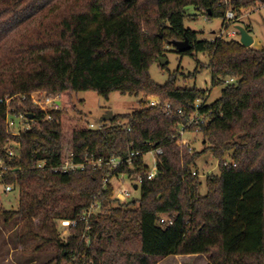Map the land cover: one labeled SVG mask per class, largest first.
Instances as JSON below:
<instances>
[{
  "label": "trees",
  "instance_id": "obj_1",
  "mask_svg": "<svg viewBox=\"0 0 264 264\" xmlns=\"http://www.w3.org/2000/svg\"><path fill=\"white\" fill-rule=\"evenodd\" d=\"M261 2L0 0V158L14 169L1 183L19 196L17 211L0 209L4 224H25L27 239L37 237L32 222L40 213L77 221L68 238L50 240L57 247L56 264H158L201 254L208 255V264H264V50L238 40L199 41L184 25L189 7L206 19H223L225 26L229 10L238 20ZM175 41L191 46L181 56L208 55L209 64L201 68L211 71L213 88L223 87L220 98L209 102V92L179 88L174 77L165 85L153 81L152 65ZM36 91L60 94L62 110L48 120L30 99L14 100L19 112L39 123L11 136L6 100ZM86 91L106 99L114 92L157 96L162 104L141 102L140 109L91 130L69 112L78 111L74 95ZM198 99L205 101L201 113H211L212 120L199 133L202 149L190 151L176 137ZM9 139L21 145L20 157L12 161L6 159ZM158 148L163 150L158 174L144 180L138 201L114 198L113 187L103 185L107 169L68 175L51 170L69 152L80 163L87 155L107 161ZM206 155L218 163L219 174L206 178L203 195L198 161ZM135 167L118 172L145 176L141 156ZM64 199L79 203L57 210ZM92 202L101 209L86 224L80 218ZM162 217L173 225L160 224Z\"/></svg>",
  "mask_w": 264,
  "mask_h": 264
},
{
  "label": "rangeland",
  "instance_id": "obj_2",
  "mask_svg": "<svg viewBox=\"0 0 264 264\" xmlns=\"http://www.w3.org/2000/svg\"><path fill=\"white\" fill-rule=\"evenodd\" d=\"M231 1L227 0L228 4ZM187 15L188 17L184 23L185 28L198 33L199 41L213 42L223 29V19H206L194 7L187 8ZM237 27L249 30L250 35L254 39L252 48L264 50V3H258L256 8L243 11L241 17L236 20V24L229 29L232 30ZM160 35L163 37L161 32ZM160 58H166L168 65L167 68H165L166 66L161 67L159 63L152 65L150 75L155 83L165 85L170 77H174L175 84L179 88H196L209 92V102H214L220 98L223 87L213 88L211 71L208 68H201L202 65L209 64L207 54L198 53L195 57L181 56L175 47L166 46L165 53ZM149 100L161 102V99L157 96L144 94L135 97L114 92L106 99L94 91L79 92L74 95L72 102L78 111L71 110L69 112L75 118L98 125L104 122L103 118L108 112H112L114 117L132 113L140 109L141 102L147 103ZM185 138L192 144L193 149L195 148L198 151L202 149L203 140L200 134L188 132ZM145 160L149 162L150 157H146ZM218 174V163L211 155H206L198 161V175L202 180L201 193L203 195L206 193V178L210 175ZM140 198L141 191L133 190L130 201H138ZM78 203V200L64 199L60 202L57 210H70ZM0 205L6 211H17L19 209L18 194L15 192L6 193L3 183H0ZM13 226L17 227L16 225ZM25 226V224L20 225L14 236H23L24 231L21 228L23 229ZM0 227H5L1 217ZM32 227V231L37 237H28L25 239L27 245L24 250H14L13 252H11V248L8 245L9 242H7L9 241L7 240V233L0 229V264H56L54 258L57 256V247L50 240L57 237L60 239L68 238L70 229L62 227L60 220L54 218L53 215L47 216L45 213L38 214L32 222ZM8 258L10 260L6 263L5 261ZM158 264H208V255L171 256L161 260Z\"/></svg>",
  "mask_w": 264,
  "mask_h": 264
},
{
  "label": "built area",
  "instance_id": "obj_3",
  "mask_svg": "<svg viewBox=\"0 0 264 264\" xmlns=\"http://www.w3.org/2000/svg\"><path fill=\"white\" fill-rule=\"evenodd\" d=\"M236 16L232 11H229L225 18L226 25L223 27L222 31L217 35V40H238L240 42V34L237 28L229 29L234 24H236ZM234 79H228L226 83H232ZM18 99L19 102H24L28 99L31 100L32 104L39 108L48 120H51V114L62 110V100L61 95H49L43 91H36L22 96H15L6 100V126L8 132L13 137H18L24 132L31 131L35 125L39 123V120L29 118L30 114L19 112L18 108L12 105L14 100ZM1 103V102H0ZM205 101L203 99H198L194 106V113L188 120L186 126L180 128L178 136L176 137L177 144L179 146H187L189 150L192 151L193 147L190 142L185 138L188 132L199 134L203 127H207L212 120V114L208 115L202 114L201 109ZM160 101L149 100L147 102L148 107H158L161 106ZM164 108L167 112H171V107L169 103L164 104ZM178 113H182L181 110ZM107 122H103L98 125L90 124L89 129L96 130L101 129L106 125ZM21 145L19 142L8 140V148L6 159L9 161L15 160L20 157ZM163 155V150L158 148L156 150H151L147 153H140L131 151L127 158H112L110 160L104 161L96 159L94 156H86L83 162H76L75 156L72 152L67 153L62 164L57 167L51 168L55 174H75L78 172H84L87 169L102 171L104 169L108 170V174L103 180L104 187H113L114 198L119 203H127L132 197V191L140 190L143 185L144 180L153 181L158 174V162L159 158ZM142 157V162L144 166L145 176L143 174H130L128 172H118L119 169L126 167L133 171H136L135 162L138 157ZM146 157H150V161L147 162ZM46 167V164L39 165V169ZM14 171L10 169L2 158H0V183L3 181L5 175ZM195 176L196 173H193ZM136 187V189H135ZM5 192L12 193L13 189L11 186L5 185ZM100 205L97 202H92L89 208L84 212L83 216L80 218L81 221L88 224L89 219L92 215L100 212ZM62 227L70 229L77 225V221L61 220ZM162 225H173V220L168 217H162L160 220Z\"/></svg>",
  "mask_w": 264,
  "mask_h": 264
},
{
  "label": "water",
  "instance_id": "obj_4",
  "mask_svg": "<svg viewBox=\"0 0 264 264\" xmlns=\"http://www.w3.org/2000/svg\"><path fill=\"white\" fill-rule=\"evenodd\" d=\"M237 30L240 34V43L246 47L250 48L252 47L254 43L253 37L250 35V33L243 27H237ZM172 46L175 47L176 51L178 53H185L191 49V46L189 45L188 41H175L172 43ZM157 63H159L160 66L165 67L168 65V61L166 58H159L157 60ZM29 118L32 119L33 115H29ZM114 119V115L112 112H108L104 118V122H112ZM136 189V187H135Z\"/></svg>",
  "mask_w": 264,
  "mask_h": 264
},
{
  "label": "crops",
  "instance_id": "obj_5",
  "mask_svg": "<svg viewBox=\"0 0 264 264\" xmlns=\"http://www.w3.org/2000/svg\"><path fill=\"white\" fill-rule=\"evenodd\" d=\"M0 209L1 210H5L3 207H2V205H0ZM0 217H1V215H0ZM5 225V230H4V228L3 227H0V229L1 230H3V231H5V233H7V235L9 236H7V240H9V241H7V242H9V246H10V248H11V252H13L14 250L15 251H19V250H24V248L26 247V241H25V239L23 238V236H19V235H17V237L16 236H14L15 234H16V230L18 231V228H19V226L20 225H16L17 227H15V226H13V224H9V225H6V224H4ZM21 230H22V228H21ZM11 236V237H10ZM10 257H11V255H10ZM9 258H8V260H6L5 262L7 263V262H9Z\"/></svg>",
  "mask_w": 264,
  "mask_h": 264
}]
</instances>
